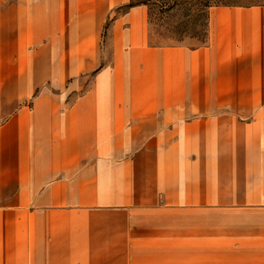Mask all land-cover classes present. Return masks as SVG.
I'll use <instances>...</instances> for the list:
<instances>
[{
    "label": "crops",
    "instance_id": "0c3cea01",
    "mask_svg": "<svg viewBox=\"0 0 264 264\" xmlns=\"http://www.w3.org/2000/svg\"><path fill=\"white\" fill-rule=\"evenodd\" d=\"M13 2L0 0L3 60L34 64L26 81H6V94L52 85L30 117L0 119V204L22 209L37 191L61 189L52 214L66 237L86 235L88 216L96 238L152 228L181 247L205 239L206 252L220 236L235 262L264 255L258 239L246 243L262 232L216 231L215 216V207L264 204V4L210 8L205 44L176 51L168 73L144 4L111 23L104 45L110 15L130 0ZM41 13L48 24H27Z\"/></svg>",
    "mask_w": 264,
    "mask_h": 264
},
{
    "label": "rangeland",
    "instance_id": "374dc122",
    "mask_svg": "<svg viewBox=\"0 0 264 264\" xmlns=\"http://www.w3.org/2000/svg\"><path fill=\"white\" fill-rule=\"evenodd\" d=\"M13 1L3 0L6 7L11 2L14 3ZM22 1L26 6L31 1L36 3L52 0ZM131 2L132 0L110 15L102 35L104 45L108 39L109 26L129 9ZM133 2L135 6L144 4L148 8L151 46L164 49L162 55H169L168 61L170 62L166 61L163 71L170 70L174 66L176 51L178 55H181L182 50L195 49L205 44L210 8L248 7L264 4V0H133ZM32 16L30 14L32 20L30 18L27 24L30 21L31 24L38 22L48 24L45 21L47 14ZM6 50L5 44L0 41V119L8 123L9 119L14 117H30L34 100L48 90L52 83L48 82L42 87H37V90L32 93L6 94L8 91L6 81L8 82L11 78L26 81V77L29 79V76L33 75L30 67L34 64L23 60L5 61L3 57ZM106 64L108 63L102 62L97 71H101ZM20 87L26 89L28 86L18 85L17 88ZM54 96L62 99L60 93H55ZM166 96L168 101H173V92L167 93ZM37 192V196L33 194L32 204H24L22 209L13 205L0 204V234L3 233L2 225H5L6 230L4 234L6 236V256L4 263L0 264H264V255L251 253L241 255L243 259L241 262L231 261L230 258L233 255L222 252V242L226 239L220 236H216L214 250L209 248L211 250L209 252H206L205 239L183 238V244L193 242L198 245L181 247L179 237H163L160 234L164 231L152 228L144 229L146 237L96 238L94 225L89 221L88 216L86 217L88 230L86 235L66 237L63 232L65 223L62 214H52V211L63 208L53 204L61 198L63 190L47 189ZM215 209L216 231L223 228L225 230L236 228L245 231L256 230L262 234L250 235L246 243L249 244L258 239L257 245L264 247V204L245 207H215ZM238 216L242 217L241 223ZM156 225L152 224V226ZM167 230L168 234L174 233L171 231L174 230L173 227L167 226ZM157 232L158 236L154 235ZM73 241L76 242L75 245L72 244ZM201 243L204 246L199 245ZM82 249H86V252L80 253Z\"/></svg>",
    "mask_w": 264,
    "mask_h": 264
},
{
    "label": "trees",
    "instance_id": "16d2710c",
    "mask_svg": "<svg viewBox=\"0 0 264 264\" xmlns=\"http://www.w3.org/2000/svg\"><path fill=\"white\" fill-rule=\"evenodd\" d=\"M135 5H136L135 2H133V0H132V2L129 4L128 7L130 8V7H133V6H135Z\"/></svg>",
    "mask_w": 264,
    "mask_h": 264
}]
</instances>
